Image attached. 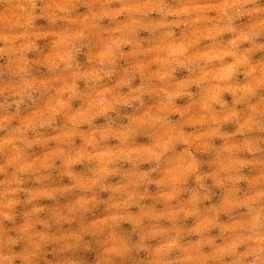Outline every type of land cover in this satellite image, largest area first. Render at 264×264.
<instances>
[{"label": "clouds", "instance_id": "1", "mask_svg": "<svg viewBox=\"0 0 264 264\" xmlns=\"http://www.w3.org/2000/svg\"><path fill=\"white\" fill-rule=\"evenodd\" d=\"M0 264H264V0H0Z\"/></svg>", "mask_w": 264, "mask_h": 264}, {"label": "rangeland", "instance_id": "2", "mask_svg": "<svg viewBox=\"0 0 264 264\" xmlns=\"http://www.w3.org/2000/svg\"><path fill=\"white\" fill-rule=\"evenodd\" d=\"M81 11H83V10H81ZM38 23H40V24H45L46 22H44V21H39ZM142 35H146V34H143V33H142ZM259 55H260V54H258L257 58H259ZM81 59L83 60V57H81ZM181 75H184V74H183V73H179V74H178V76H181ZM226 99H229V101H230L231 98L226 96ZM184 102H185V101H179V103H184ZM102 122H103V121H98V123H102ZM226 130L231 131V130H233V127H232L231 125H229V126H227ZM138 142H147V140H146V138H139ZM217 143H220V141H217ZM35 151H36L37 154H39L40 149L37 148ZM145 167H147V166H145ZM77 170H82V167H81V166H77ZM246 173H247V170H246ZM68 182H69V181L65 178L64 183H68ZM27 186H32V185H27ZM242 186H243V185H242ZM152 190H153V191L155 190V189H154V186L152 187ZM107 195H108L107 193H103V194H102V196H103L104 198H106ZM61 202H64V201L62 200ZM41 203H44V204H52L53 202H52V201H42ZM101 212H102V208H101L100 210L97 211V215H100ZM224 219H226V218H224ZM18 222H19V220H18ZM187 223L190 225V224L192 223V221L189 220ZM65 227H67V226H65ZM73 227H75V225H73ZM123 227H124L125 229H129V230H130V225H124ZM214 234H215V233H214ZM143 255H144V254L141 253V257H143ZM92 256H93V254H91V253L87 254V258H88L89 261L92 260ZM49 259H52V257L49 256Z\"/></svg>", "mask_w": 264, "mask_h": 264}]
</instances>
